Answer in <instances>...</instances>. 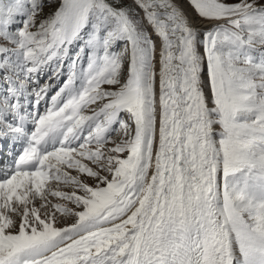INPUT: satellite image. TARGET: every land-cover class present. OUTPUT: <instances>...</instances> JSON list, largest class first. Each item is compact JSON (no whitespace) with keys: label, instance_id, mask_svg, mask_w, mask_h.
Listing matches in <instances>:
<instances>
[{"label":"snow or ice","instance_id":"snow-or-ice-1","mask_svg":"<svg viewBox=\"0 0 264 264\" xmlns=\"http://www.w3.org/2000/svg\"><path fill=\"white\" fill-rule=\"evenodd\" d=\"M132 3L0 0V264H264V0Z\"/></svg>","mask_w":264,"mask_h":264},{"label":"bare ground","instance_id":"bare-ground-1","mask_svg":"<svg viewBox=\"0 0 264 264\" xmlns=\"http://www.w3.org/2000/svg\"><path fill=\"white\" fill-rule=\"evenodd\" d=\"M127 1L135 9L136 12H139L140 16L142 17L143 13L140 12V10L136 8L135 4L132 3V0H127ZM173 2H176V0H173ZM181 7L188 14L189 19L193 22L195 27L197 28L209 27L207 23L193 19V14L191 13V9L189 8L186 2L182 4ZM157 92H158V77H157Z\"/></svg>","mask_w":264,"mask_h":264},{"label":"rangeland","instance_id":"rangeland-1","mask_svg":"<svg viewBox=\"0 0 264 264\" xmlns=\"http://www.w3.org/2000/svg\"><path fill=\"white\" fill-rule=\"evenodd\" d=\"M125 3H126V5H127L128 7L133 8V7L128 3L127 0H125ZM133 9H134V8H133ZM48 11H49V9H45V12H46V13H47ZM125 67H126V65H125ZM43 83H44V81L42 82V84H43ZM104 87L107 88L108 86L105 85ZM85 114H90V113H85ZM114 138L117 139V140L119 139V137H117V136H115V135H114ZM109 146H111V144H110ZM63 190H65V191H70V189H63ZM50 199H52L54 203L59 202L56 198H51V197H50ZM37 207H39V202H37ZM57 215L59 216L60 214L57 213Z\"/></svg>","mask_w":264,"mask_h":264}]
</instances>
